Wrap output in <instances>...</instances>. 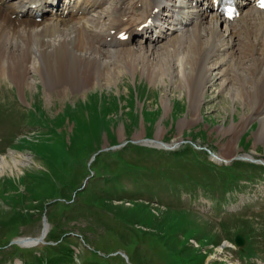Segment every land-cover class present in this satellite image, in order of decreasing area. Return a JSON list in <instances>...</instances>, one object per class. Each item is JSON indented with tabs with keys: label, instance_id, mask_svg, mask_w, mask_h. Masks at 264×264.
Listing matches in <instances>:
<instances>
[{
	"label": "rangeland",
	"instance_id": "obj_1",
	"mask_svg": "<svg viewBox=\"0 0 264 264\" xmlns=\"http://www.w3.org/2000/svg\"><path fill=\"white\" fill-rule=\"evenodd\" d=\"M166 39L151 47L148 38L129 44L149 58L146 72L145 63L131 68L120 58L112 78L83 90L53 87L33 70L25 83L0 78V159L20 161L0 174V264L69 250L81 264H264V165L229 161L233 154L221 163L207 151L221 154L226 133L253 113L241 91L244 67L242 75L232 73L240 88L235 82L231 90L222 91L223 79L213 73L218 87L206 91L199 119L188 124L190 90L176 61L163 60ZM233 46L238 58L240 46ZM154 67L162 71L152 74ZM247 125L230 146L264 162L262 125L257 119ZM156 140L176 148L158 154L134 147ZM230 171L239 178L228 179ZM46 222L44 242L17 244L38 237ZM237 232L248 236L247 250L223 249Z\"/></svg>",
	"mask_w": 264,
	"mask_h": 264
},
{
	"label": "bare ground",
	"instance_id": "obj_2",
	"mask_svg": "<svg viewBox=\"0 0 264 264\" xmlns=\"http://www.w3.org/2000/svg\"><path fill=\"white\" fill-rule=\"evenodd\" d=\"M193 1L0 0V78L8 75L25 83L28 73L33 70L45 74L53 87L68 85L83 90L101 85L108 74L112 78L111 67L120 58L131 68L145 63L142 68L145 71L150 64L149 58L129 44L137 40V36L152 39L147 32L149 28L157 27L156 21L162 17L160 12L166 9L168 16L163 22L169 24L162 23L160 33L149 40L147 46L167 38L168 48L163 60L171 64L176 61L173 64L180 66L183 81L190 90L192 112L188 124L199 119L201 99H205L206 91L218 87L212 78L214 72L219 80L223 79L224 91L237 83L232 73L242 75L240 67H246L240 70L247 80L241 91L253 113L226 133L230 140L222 153L212 155L218 162H224L230 154L233 155L229 157H238L236 148L232 149L230 145H234L237 136L253 119L260 121L262 127L258 137L264 138V11L256 8L255 0H237L239 15L230 22L218 13L213 0H196L192 5ZM104 4L111 6V10L106 11L107 6L104 10ZM139 7L140 17L132 19ZM218 24L224 25L227 35ZM255 27L261 35L253 40L252 35L258 34ZM123 34H127L126 40L121 39ZM246 40L254 41L253 46L244 44ZM233 45L240 46L242 53L238 58L233 57ZM209 62H213L210 68L206 65ZM151 71L152 74L160 73L162 69L154 67ZM148 143L162 147L160 140ZM19 164L16 158L12 162L0 159V174L18 169ZM48 231L46 222L38 237L23 238L17 243L26 248L36 246L46 238Z\"/></svg>",
	"mask_w": 264,
	"mask_h": 264
},
{
	"label": "water",
	"instance_id": "obj_3",
	"mask_svg": "<svg viewBox=\"0 0 264 264\" xmlns=\"http://www.w3.org/2000/svg\"><path fill=\"white\" fill-rule=\"evenodd\" d=\"M235 242L238 246H241L244 244V238L241 234H237L236 237H235Z\"/></svg>",
	"mask_w": 264,
	"mask_h": 264
},
{
	"label": "trees",
	"instance_id": "obj_4",
	"mask_svg": "<svg viewBox=\"0 0 264 264\" xmlns=\"http://www.w3.org/2000/svg\"><path fill=\"white\" fill-rule=\"evenodd\" d=\"M70 251V250H69Z\"/></svg>",
	"mask_w": 264,
	"mask_h": 264
}]
</instances>
